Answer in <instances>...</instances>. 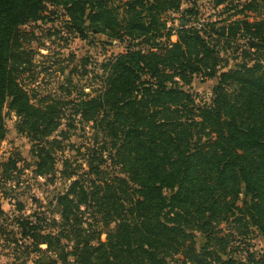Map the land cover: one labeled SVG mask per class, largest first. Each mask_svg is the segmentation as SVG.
<instances>
[{"label": "trees", "instance_id": "obj_1", "mask_svg": "<svg viewBox=\"0 0 264 264\" xmlns=\"http://www.w3.org/2000/svg\"><path fill=\"white\" fill-rule=\"evenodd\" d=\"M116 1L0 0V145L6 105L37 177L55 175L77 125L100 144L64 158L56 216L19 214L2 235L12 229L9 243L33 264H264L244 240L264 236V0H213L219 15L198 26L184 0ZM49 6L82 38L126 42L99 65V90L69 84L65 96L38 98L21 82L32 65L21 28ZM172 14L185 22L175 42ZM230 57L240 60L223 69ZM196 78H217L211 97L193 91ZM18 155L1 165L5 179Z\"/></svg>", "mask_w": 264, "mask_h": 264}, {"label": "rangeland", "instance_id": "obj_2", "mask_svg": "<svg viewBox=\"0 0 264 264\" xmlns=\"http://www.w3.org/2000/svg\"><path fill=\"white\" fill-rule=\"evenodd\" d=\"M127 0H117L116 4L121 5ZM183 9L188 7L197 8L199 15L193 18L194 25L203 22L214 21L219 11L214 10L213 0H184ZM221 10V9H220ZM182 14H172L168 19V28L173 29L174 35L171 40L177 41V27L183 23ZM67 17L63 10L49 6L43 20L23 26L22 40L25 48L32 52L30 60L31 67L24 69L21 75V82L28 90H33L38 98L65 96L62 89L72 84L75 91L84 90L85 93H92L101 88V81L95 74H102L99 65L104 63L112 55L125 52L126 42L109 41L103 35L87 33L82 38L70 28ZM148 49L146 45H142ZM240 59L229 58V62H223V69L234 67ZM87 63V64H86ZM88 72V75H85ZM68 79H71L70 81ZM217 78L203 81L196 78L193 82V91L201 98L211 97L213 87L217 84ZM4 119L8 128L6 139L0 145V202L6 214L0 218V264H33L26 254L16 250V245H11L15 233L8 229L6 234L1 233L2 224L8 219L10 223L19 214L30 215L35 212H43L55 215L53 212L55 198L58 194L67 190L69 182H66L61 170L63 160L66 157L81 158L80 152L86 148L98 147L94 131L89 127L77 125L75 129L68 131L66 126L62 129L70 132V138L64 141L66 149L58 152V165L55 175L49 177H37L34 174L33 160L31 158L30 139L19 131V118L6 105ZM65 122V121H64ZM101 138V136H98ZM18 153L21 162L11 174L4 178V168L1 166L12 155ZM22 207V211H19ZM56 216V215H55ZM58 217V216H57ZM4 219V220H2ZM255 236V237H254ZM106 236H102L104 241ZM247 244L252 245L253 250L264 252V236L256 233L250 234L244 239ZM206 244V237L198 235V246ZM45 248V246L43 247ZM240 256V251L237 252Z\"/></svg>", "mask_w": 264, "mask_h": 264}, {"label": "water", "instance_id": "obj_3", "mask_svg": "<svg viewBox=\"0 0 264 264\" xmlns=\"http://www.w3.org/2000/svg\"><path fill=\"white\" fill-rule=\"evenodd\" d=\"M183 23H185L184 20H183Z\"/></svg>", "mask_w": 264, "mask_h": 264}]
</instances>
